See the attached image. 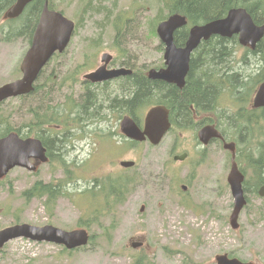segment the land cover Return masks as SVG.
I'll return each mask as SVG.
<instances>
[{
  "label": "rangeland",
  "instance_id": "1",
  "mask_svg": "<svg viewBox=\"0 0 264 264\" xmlns=\"http://www.w3.org/2000/svg\"><path fill=\"white\" fill-rule=\"evenodd\" d=\"M54 2L57 9H63L67 17L73 18H78L82 13L81 7L88 5V0ZM89 2L86 14L79 21L81 26L77 34L67 49L51 60L52 70H56V78H63L62 74L67 70L71 74L75 66L83 65L84 72L100 65L99 59L103 52L110 53L114 58L121 55L125 60L135 61V66H141L142 70L163 62V45L161 49L158 48L160 41L157 36L149 34L148 23L146 24L149 16L163 10L162 0ZM114 2L118 6L114 13L126 10L130 5L143 8L137 10L132 21L125 23L131 24L133 31L129 35L126 33L122 43L112 45L113 32L106 30L103 31L106 36L102 37L101 45L96 46L92 38L101 32L99 28L104 13ZM24 16L23 14L18 17L14 21L15 25L11 26L14 22L4 21L0 13V85L20 76L18 67L28 47L27 39L23 35H10L8 38L7 31L9 28L12 31L18 30L23 25ZM125 18V15L121 16L120 23ZM233 45L234 41L231 47ZM242 54L243 48L232 49V70L236 69L235 60H239ZM239 55L241 57L237 58ZM86 57H89L87 65ZM250 61L249 59V65L242 64L240 70L243 73L251 71ZM81 76L82 73L77 77ZM67 93L68 90L63 89L54 96L47 90L44 102L31 98L7 100L0 105V115L3 118L9 116L7 122L10 125L21 127L30 119L28 114H24L25 109L36 107L37 103L46 105V99L51 100L52 96L63 101ZM50 106H53L52 100ZM237 106H240L238 102L224 94L215 109L204 112L197 119L212 118L227 136H231L233 128L226 119L228 115L232 117ZM142 109L138 111L139 121L146 111L145 107ZM104 112L107 110L104 109ZM92 125L96 127L93 138H90L92 141L76 139L73 144L79 146V149L73 150L70 146L64 156L62 155L70 170L76 172V184L70 183L67 187L79 191L94 178L114 179L119 174L128 177L135 175L137 179L123 195L122 202L114 206V216L100 219L107 234L98 226H92L89 232L94 234L93 239L88 245L72 251H62L61 246L53 243L12 239L0 249V264H129L137 250L131 248L130 244L140 240L147 247V260L152 259L151 262L155 264H190V260L200 264H216L215 256L225 252L252 264H264V199L248 193L249 201L238 217L239 227H230L228 216L232 209V196L226 181L230 167L229 156L218 144L208 146L205 156L200 154L201 145L194 136L195 124L189 128L172 130L156 146L143 142L126 147L125 141L122 143L120 137V145L116 143V117L110 116L107 120L92 122ZM101 129L109 130L110 135L114 134L105 135ZM246 140V143L250 142L247 144L250 149L242 150L254 156L251 135L244 137L243 141ZM172 147L173 154L186 151L192 160L172 161V155L169 154ZM202 158L203 164L191 163ZM121 159L134 160L135 166L126 169L119 167L118 160ZM187 167H190L188 171ZM63 168L51 161L39 164L35 172L18 167L12 169L0 183V229L21 222L38 226L53 224L64 229H73L77 227L80 218L85 221L86 215L82 206L86 203L92 205L90 199H76L73 204L64 193L47 209L44 197L25 200L21 195L36 180L48 182L64 178ZM181 179H189L191 183H185L188 185L185 191L179 188ZM141 204L145 206L143 212L139 211Z\"/></svg>",
  "mask_w": 264,
  "mask_h": 264
},
{
  "label": "trees",
  "instance_id": "2",
  "mask_svg": "<svg viewBox=\"0 0 264 264\" xmlns=\"http://www.w3.org/2000/svg\"><path fill=\"white\" fill-rule=\"evenodd\" d=\"M89 1L86 7H81L80 21L90 6ZM14 2L15 0H0V13H4ZM43 2L44 0L32 1L27 5L24 12V22L19 28L24 29L21 33L28 41H30ZM48 6L53 9L58 8L54 0H48ZM235 6L246 8L255 23L261 24L264 22V0H162L163 10L155 13V17L150 22H147V31L149 34L155 33L156 24L172 12L183 13L187 16L189 22L198 23L220 18L226 14L228 9ZM117 30L121 32L119 27H117ZM17 34L18 32H15L14 35ZM186 37L187 27H181L175 31L174 40L177 45H183ZM92 40H94L96 46L101 45L100 36L97 38L93 37ZM232 42L233 38L219 36H214L201 42L192 54L186 82L181 89L162 80L149 79L143 72H140V75L133 72L122 78L123 84L118 95L120 101L114 100L116 96L111 95L112 91L110 89L101 88L97 91L87 92L77 105L79 116L89 122H101L106 120L108 116L107 112H104V109H110L111 107L119 109L124 107L125 114L130 112L139 121L137 117L138 111L142 108L155 104H163L169 110L172 131L189 128L193 126L192 124H195L197 128L204 120L200 119L196 121L194 117L198 118L204 112L215 109L219 99L224 94H228L229 98L238 102L243 107L242 110H244V106L250 102L257 85L264 81V38L257 43L255 49L243 50L241 63L245 66L249 65L248 61L250 59L252 68L250 72L241 74L238 72V68L232 70L230 66L232 49L237 46L234 44L231 47ZM115 47L117 48V46ZM158 48L161 49V45ZM124 63L127 64L130 61L126 60ZM36 89L37 85L34 92ZM29 111L31 113V121L27 125L31 127L33 121L39 123L42 119L48 120L47 117L53 110L50 107L48 111L44 109L45 113H42L38 110V106H36L35 108H30ZM246 113H251V115L238 114V119L228 115L226 121H228V124H233L235 120L240 121L239 117H241L243 118L241 119L242 123L244 122L247 127L253 124L255 128V121L257 119L260 120L261 115L255 109H250V112L246 111ZM38 114H42L44 117H39ZM8 120L9 116L3 118V115H0V136L10 131H15L25 136L21 127L10 125L7 122ZM257 131L259 132V129ZM66 134L67 132H59V135L46 133V137L43 136V143L47 148L50 162L58 161L59 165L64 167V178L48 182L36 180L29 188L23 190L21 195L25 200L44 197V204L47 209L51 208L54 205L56 197L64 192L68 193V197L72 202H75L76 199H90L92 205L86 203L82 206L86 215L85 221L80 218L77 221V225L88 228L98 226V228H101L107 234V230L101 225L100 219L104 216H114V206L122 202L123 195L129 191L128 188L131 185L136 183L137 179L135 175L132 177L118 175L114 179L104 178L100 180L94 178L93 181L89 182L87 186L79 191L67 187L70 183L71 185L76 184V173L75 170H70V167L64 162L63 150L67 146L64 138ZM251 137L258 140V136ZM124 141L127 146L129 144H137L127 139ZM172 149L174 147L170 151ZM254 150L258 152V155L251 161L253 171L252 177L249 178V182L252 185V188L249 190L250 193L255 191L258 186L257 184L264 178V175L259 173L261 169H264V143H261V145L260 143L256 144ZM65 167L68 168L66 169ZM2 182L3 180H0V183ZM111 223H113V218ZM93 237L94 234L92 233L90 240ZM62 249V251H66L65 248ZM132 256L129 264H155L151 262L152 259L147 260V255L144 251H138ZM190 264L200 263L191 262L190 260Z\"/></svg>",
  "mask_w": 264,
  "mask_h": 264
},
{
  "label": "water",
  "instance_id": "3",
  "mask_svg": "<svg viewBox=\"0 0 264 264\" xmlns=\"http://www.w3.org/2000/svg\"><path fill=\"white\" fill-rule=\"evenodd\" d=\"M30 1L32 0H16L15 4L8 10L7 17L18 16ZM185 24V17L178 14L171 15L158 23L156 32L165 46L163 53L164 67L150 69L147 74L149 79H159L182 87L184 77L189 69L190 53L202 40H208L215 35L230 38L233 34H238L240 44L248 45L251 49H254L264 36V23L261 25L255 24L251 15L242 7L229 9L222 18L213 19L201 25H193L189 29L184 45L177 47L174 43V32ZM72 31L73 22L60 12L49 10L45 2L34 28L30 46L20 63L22 75L20 78L0 86V101L28 93L32 89V83L39 70L55 51L61 52L65 48ZM102 59L107 62L110 55L104 53ZM105 64L87 74L86 77L93 82H98L131 73V70L125 68L106 71ZM253 106L264 107V82L258 86L255 92ZM168 115L169 112L166 107L162 105L153 106L147 111L141 128L132 118L126 117L120 122V129L126 138L130 140L144 141L148 139L152 144H157L170 127ZM214 137H220V133L213 125H205L197 132V138L203 144H207ZM223 147L232 151L234 148L232 143H224ZM185 156L186 154L183 153L174 156V159H183ZM31 158L40 162L47 160L45 148L39 139L21 138L15 132L0 137V179L17 166L30 171L35 170L36 166L30 163ZM120 165L131 167L134 162L123 160ZM242 179L243 176L237 170L232 157L227 181L233 197V207L229 216L233 228L238 226V214L246 202L241 188ZM258 193L264 196V185L260 187ZM16 238L62 244L67 249H73L87 243L88 233L85 229L66 231L52 225L36 226L19 223L0 229V248L7 241ZM132 245L136 247L140 243L134 242ZM216 261L218 264H252L242 262L237 258H229L226 254L217 255Z\"/></svg>",
  "mask_w": 264,
  "mask_h": 264
},
{
  "label": "flooded vegetation",
  "instance_id": "4",
  "mask_svg": "<svg viewBox=\"0 0 264 264\" xmlns=\"http://www.w3.org/2000/svg\"><path fill=\"white\" fill-rule=\"evenodd\" d=\"M78 1H85V0H78ZM86 5H87V3L85 4V6ZM117 7L118 6H115V2H114L113 6L112 7L109 6V8L105 11L101 26L99 28L101 30V32H98V35L96 36V38L100 36L101 41H102L103 38L106 36V34L103 33V31L111 30L113 32L112 45L113 44L119 45L120 43H122L125 40L124 37L126 36V33L129 35L133 31L131 24H125V23L132 21L134 19V16H135V13L137 12V10L140 8H143V7H138L137 5H130V7L126 8V10L123 9V10H119L118 12L114 13V10ZM79 14H80V12H79ZM123 15H125L126 18L124 19V21L122 23H120L119 18ZM154 17H155V14L153 16H149L147 18V20L150 21ZM73 21H74V31L72 33V38L77 34V30L81 26V23L79 22L80 16L78 15V18H76V17L73 18ZM148 21H146V24ZM117 27H119V29H121V32H119L117 30ZM152 35L155 36V33H152ZM71 41H72V39H71ZM88 46H91V45L88 44ZM103 53L101 54L100 59H99L100 65H96L94 68L89 69V70L86 69L84 72H82L84 69L83 65H80L77 67L75 66V70L71 74L69 73V70L65 71L62 74L63 78H61L60 76L58 78H56L57 77V75L55 74L56 70H52L51 61L48 62L44 66V68H42L40 70V72L38 74V80L36 79V83L34 85V89H35L36 85H37V89L35 90V92L33 89L29 93L25 94L23 96V99L31 98L32 100L37 99L38 102H44L45 98H46L47 90H49L50 94L51 93L54 94V96L56 94L61 93V91L63 89H67L68 93H67V96L66 95L64 96L63 101H60L58 98H55L54 96H52L51 100L53 101V106H50V103H51L50 99H46V100H48L46 105H42L40 103H37L36 106H38V110L40 112L45 113V111H43V110L45 109L46 111H48L50 109V107H52L53 111L51 114L48 115V117H47L48 120L42 119L39 123H35V121H33L31 127L29 125H27L31 121V113L29 111L30 108L25 109L24 114H28L30 116V119L21 126L22 132L26 135L25 138L35 137V138L39 139L47 151V148L43 143V136L46 137V133L59 135V132H63V133L67 132V134L64 136L67 146L63 151L66 152L70 146H71V149H73V150L79 149V146L73 144V142L76 139H79V141L86 140V139L91 140L90 138H93V132H95V129H96V127L95 128L93 127L91 121L89 122L85 118H82L79 116L77 105H78L79 101L82 100L81 98L83 97V95H85L87 92L97 91V90H100L101 88L102 89L106 88L107 90L110 89L112 91L111 95L116 96V98L114 100L120 101L118 95L120 94V88L122 87V84H123L122 78H124L125 76H127L133 72H136V74H138V75H140V72H143L144 75L148 78V75H147L148 70L151 67H149L147 69L144 68L142 70L141 66H139V65L135 66V61L134 62L130 61V63L125 64L124 62L126 60L121 55H119L118 58H114L110 54V59L107 62H105L102 59ZM57 55H60V54H57ZM240 57H241L240 55L237 56V58H240ZM241 59L236 62V68L239 69L238 72L240 74L243 73L240 70L242 68ZM88 60H89V57H86L85 65L88 64ZM104 64H105V70L106 71L118 70L120 68H128L131 70V73H129L127 75H118V76L112 77L110 79H107L104 81H98V82H93L86 77V75L88 73L94 71L98 67L103 66ZM89 65H91V63H89ZM189 65H190V62H189ZM81 73H82V76L80 78H78L77 76ZM157 80H159V79H157ZM170 84H172V83H170ZM54 102H57V104L54 105ZM33 107L35 108V106H33ZM242 108H243L242 106H239V107L237 106L233 110L232 117L238 119V114H247L246 111L250 112V109L253 108L252 107V100L244 106V110H242ZM106 110H107V114H108L107 119L110 116L116 117L117 127H118V131H115V134H117L116 143L118 145H120L118 137H120L122 139V143L125 140V136L121 132V129H120V122L126 116H128V117L130 116L135 123H138V121L135 119V116L132 115L130 112L125 114L124 107L119 108V109L111 107L110 109L108 108ZM255 110L261 115V119L260 120L257 119L255 121V124H256L255 128L253 127L254 126L253 124L247 127L244 122L242 123L241 119H243V118L239 117L241 122L238 120L237 121L235 120L233 124L231 123V126H232L231 128H233V131H232V135L229 138L225 133H223L221 131L222 129L219 127L218 123L215 121L212 124L215 125L220 130L222 137H223V140L220 138L219 139H215V138L211 139L209 141L208 145L201 147L199 150L200 154L205 156V151L207 150V147L210 145H214L216 143L217 144L220 143L222 145L223 141H225V140L234 142L235 143V159L239 157L243 160L242 161V160L238 159V160H236V162H237V165L239 167V170L245 176L243 183H242V186L244 189H247L249 187L248 180H247L246 176H247V173L251 169V164L248 162V157L250 160H251V158H253V156L251 154L248 155L247 152H246V154L244 152V151H247L248 149H250V148H248V145L250 144V142L248 144V143H246L247 140L243 141L244 137H247L248 135L252 136L253 134H254V136H258L259 141L254 140V139L251 140V143L254 147L256 146V144L258 145V143H260V145H261V143L262 144L264 143V141H263V138H264V107H259V108H256ZM38 115H39V117L43 116L42 114H38ZM247 115H251V113L247 114ZM205 123L206 122H203L200 127L207 125ZM257 129H259V132L257 131ZM101 130H104L105 133H103V134L110 135L109 130H107V129H101ZM68 133H70V135H68ZM113 134H111V135H113ZM110 138H112V137H110ZM261 140H262V142H261ZM245 143L247 146L246 148L244 146ZM242 149H244V151ZM255 154H257V152H255ZM229 155L231 156L230 152H229ZM184 161H189V156H187L184 159ZM241 161H242V163H241ZM243 163H244V165H243ZM189 168L190 167H187V171L189 170ZM259 173L261 175H264V169H261V172L259 171ZM262 184L263 183H260L257 186V189Z\"/></svg>",
  "mask_w": 264,
  "mask_h": 264
}]
</instances>
